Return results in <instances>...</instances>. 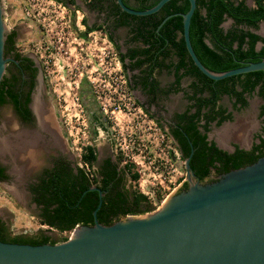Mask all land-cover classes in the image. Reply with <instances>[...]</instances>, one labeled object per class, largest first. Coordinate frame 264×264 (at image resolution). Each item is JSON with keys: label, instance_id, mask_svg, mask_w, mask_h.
<instances>
[{"label": "trees", "instance_id": "16d2710c", "mask_svg": "<svg viewBox=\"0 0 264 264\" xmlns=\"http://www.w3.org/2000/svg\"><path fill=\"white\" fill-rule=\"evenodd\" d=\"M157 1L122 0L125 5L137 10L147 9ZM253 3V7H248L243 0H195L188 38L192 50L206 68L226 71L245 65L232 61V58L264 56V36L254 31L264 20V0H253ZM187 9V0H168L156 12L138 16L121 11L115 2L113 15L115 26L127 27L129 40L140 44L124 54L117 53L123 70H138L130 76V82L127 81L131 89L138 84L142 93L153 102L158 95L182 90L180 80L189 78L187 90L183 92L188 103L183 111L173 115L174 126L168 125L165 134L173 140L182 159L192 149L189 170L201 182L211 173L219 176L264 155V118L261 119L260 132L255 135L257 141L252 142L248 149L233 144V150L227 152L206 138L212 122L219 126L224 121H230L231 111L246 107L253 95L261 100L257 116H264V69L219 80L204 76L194 66L184 47L181 21ZM227 19L230 23L224 27L222 23ZM11 36L8 35V38ZM257 43L260 44L258 47ZM124 59L127 61L124 62ZM161 70L172 74L173 81L167 87H160L156 79ZM223 96L230 100V110L219 103ZM2 100L0 96V102ZM140 105L148 112L143 104ZM84 148L86 153L81 161L89 167L95 158L94 149L91 145ZM118 160L114 163L105 160L97 171L98 177L83 168L72 171L64 163L44 169L39 180L30 188L33 193L31 199L40 209L37 214L40 222L59 232L70 231L76 225H92V211L99 198L95 216L102 225H109L125 215L149 211L152 206L147 197L135 187L125 186L126 176L135 183L138 174L130 171V163L124 162L119 167ZM2 170L0 167V179L5 178ZM186 187V182H183L181 189ZM98 192H101L100 197ZM65 239L62 237L61 241ZM0 241L33 245L54 243L46 234L11 235L1 221Z\"/></svg>", "mask_w": 264, "mask_h": 264}, {"label": "rangeland", "instance_id": "374dc122", "mask_svg": "<svg viewBox=\"0 0 264 264\" xmlns=\"http://www.w3.org/2000/svg\"><path fill=\"white\" fill-rule=\"evenodd\" d=\"M0 2L4 25H14L21 47L31 49L39 60L48 99L54 108L57 126L66 139L68 153L78 159L81 146L90 141L88 116L99 115L106 126L94 139L100 157L114 156L119 159V167L124 162L130 163V171L136 172L138 179L133 183L126 176L125 186L135 187L147 197L152 206L147 213L160 208L185 179L183 159L173 140L165 134L167 126L161 120V115L168 113L150 107L129 87L117 51L102 30L96 28L85 37L80 36L84 29L79 23L83 13L71 3L65 0H38L36 4L26 0ZM87 18L91 22L89 14ZM229 23L227 19L223 26ZM123 31H117L118 39H124ZM182 83L187 81L183 79ZM219 103L231 109L230 100L225 96ZM259 103L253 95L246 107L231 111L230 121L212 126L211 135H216L224 126L230 127L225 144H218L228 149L233 144L248 147L259 126ZM184 104L180 93L170 95L166 101L170 111L181 110ZM9 116L8 108L0 110V148L2 141L10 143L14 133ZM4 136L7 138L1 141ZM43 156L35 154L33 160L32 156L16 151L0 153V163L10 173L9 181H0V219L11 235L46 234L51 241L59 243L62 237L68 239L72 230L59 232L42 224L25 188L36 167L46 164Z\"/></svg>", "mask_w": 264, "mask_h": 264}, {"label": "water", "instance_id": "95a60500", "mask_svg": "<svg viewBox=\"0 0 264 264\" xmlns=\"http://www.w3.org/2000/svg\"><path fill=\"white\" fill-rule=\"evenodd\" d=\"M167 1L158 0L147 9L137 10L115 0L121 11L138 16L156 12ZM187 2L181 21L182 39L192 63L204 76L219 80L264 69V56L232 58L245 65L226 71L206 68L189 42L195 0ZM254 31L262 35L258 28ZM4 34L0 2V78ZM207 138H211L208 132ZM191 152L183 161L186 189L179 185L156 211L125 215L102 225L95 216L99 198L92 211V225L75 226L62 242L33 245L0 241V264H264V155L211 182H199L189 170Z\"/></svg>", "mask_w": 264, "mask_h": 264}, {"label": "flooded vegetation", "instance_id": "af4514ba", "mask_svg": "<svg viewBox=\"0 0 264 264\" xmlns=\"http://www.w3.org/2000/svg\"><path fill=\"white\" fill-rule=\"evenodd\" d=\"M65 1H67L66 3L68 4L71 3L73 7L80 9L83 13L82 18H80L79 20V23H82L84 27L83 31L79 33L80 36L85 37V35L90 34V32H92L94 29H100L104 32L106 38L113 46V48L116 49L117 53L121 54L126 53L128 49H131L139 44L136 41L129 40L130 34H128L127 27L122 25H119L117 27L115 26L113 15L115 0ZM88 14L90 15L91 22H88ZM4 29L5 34L3 36L2 43V58L4 59V67L0 78V84L2 83V81L4 82L2 83V90H0V96L3 99L0 102V110L8 108L12 128H15L13 130L14 133L10 137V143L7 140H4L7 138L6 136L2 137L1 141H5L1 144V146H3V150H5V152L2 151V154L6 152L12 153L16 151V153L23 154L27 157L32 156L33 160L35 154L38 155V157L43 154V158H46V164L36 167L35 171H33L34 173L29 176L25 186L26 191L29 195L30 203H32L37 209V215L40 209L31 199L33 193L31 192L30 188L35 182L39 180L44 169L51 168L56 163H64L68 165L72 169V171H75L76 168H83L86 171H90V173L95 177H98L97 171L101 168V165L105 163V160L114 163L116 162V159L112 155L100 157V153L98 147L94 143V139L97 136L98 131H104L106 129V126L104 124L105 120L102 117L100 118L99 115L96 114H90L88 116V133L90 141L81 146L80 153L78 154V159L74 158L68 153L66 147V139H64L61 130L57 126L54 108L52 107L48 99L46 85L43 80V74L39 60L32 53L33 51L31 49H25L21 47L20 43L18 42V34L14 25H4ZM120 29H124L123 32L125 33V37L123 40L122 37H120V39L116 37L117 31ZM8 35H12L11 38H8ZM126 61L127 60L124 59V62ZM134 73H138V70L135 69L132 71H128L127 69H125L124 74L126 81L130 82V76ZM164 78L166 80H164ZM156 79L160 87H167L173 81L172 74L170 72H167L166 70H161L159 73H157ZM183 79H185L187 83L183 84ZM188 82L189 78L183 77L179 82V87L182 90H179L175 93L169 92L165 96L158 95L153 102L150 101L147 95L142 93L138 84L133 89L145 100V103L150 107H153L157 110L161 109L160 111L164 113L167 112V116L161 115V120L164 121V124L166 126H174L173 115L175 113H180L181 111H183L188 103L183 95V92L187 90ZM176 93L181 94L183 100L185 101V104L181 110L170 111L166 105V101L170 97V95H174ZM159 102H161L162 104H160ZM227 110L229 109L227 108ZM257 118L260 120V122L259 126L253 132L252 142L257 141L255 135L260 132L261 119L264 118V116H257ZM212 126H215L213 122L210 125L208 133H210V131L212 130ZM229 129L230 127L224 126L220 131L216 132V135H214V133L213 135H211L210 133V140L213 141L214 144H225L224 140L228 135L221 138L220 134H223L226 130H228L229 133ZM207 140L209 139L207 138ZM9 144H11V146H9ZM86 145L93 146L95 154V158L92 161L91 166L89 167L81 161L82 155L86 153V149L84 148ZM250 145L248 146V148L250 147ZM231 147H233V145ZM225 150L227 152H231L228 151V148H225ZM0 167L3 168L2 174L5 175V178H1L0 181H9L10 173L8 169L1 163ZM216 178L217 176L211 173L201 182H211ZM183 182H186L187 184L186 175L185 179L182 180V183ZM98 195L101 196V192H98ZM0 221L5 225V223L1 219Z\"/></svg>", "mask_w": 264, "mask_h": 264}, {"label": "crops", "instance_id": "0c3cea01", "mask_svg": "<svg viewBox=\"0 0 264 264\" xmlns=\"http://www.w3.org/2000/svg\"><path fill=\"white\" fill-rule=\"evenodd\" d=\"M243 1L248 7L254 6L253 0H243ZM247 1L249 2V4H247ZM258 29H259V31L262 32V35L264 36V20L260 21V23L258 24Z\"/></svg>", "mask_w": 264, "mask_h": 264}, {"label": "bare ground", "instance_id": "6f19581e", "mask_svg": "<svg viewBox=\"0 0 264 264\" xmlns=\"http://www.w3.org/2000/svg\"><path fill=\"white\" fill-rule=\"evenodd\" d=\"M226 135H228V130H226L223 134H220V137L221 138H223V137H225ZM228 137V136H227ZM224 140V139H223ZM3 143L5 142V141H2ZM6 144V143H5ZM8 145V144H7ZM5 148V147H4ZM7 148V147H6ZM2 151H4L5 152V150H3V146H1V148H0V153H2Z\"/></svg>", "mask_w": 264, "mask_h": 264}, {"label": "built area", "instance_id": "2783aa9c", "mask_svg": "<svg viewBox=\"0 0 264 264\" xmlns=\"http://www.w3.org/2000/svg\"><path fill=\"white\" fill-rule=\"evenodd\" d=\"M26 1H28V3H33V4L35 3L36 4V1H38V0H26Z\"/></svg>", "mask_w": 264, "mask_h": 264}]
</instances>
